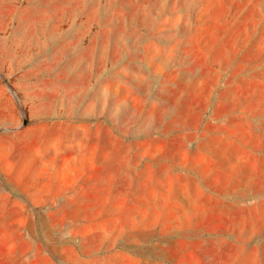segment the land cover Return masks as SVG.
Instances as JSON below:
<instances>
[{
  "label": "rangeland",
  "instance_id": "obj_1",
  "mask_svg": "<svg viewBox=\"0 0 264 264\" xmlns=\"http://www.w3.org/2000/svg\"><path fill=\"white\" fill-rule=\"evenodd\" d=\"M0 264H264V0H0Z\"/></svg>",
  "mask_w": 264,
  "mask_h": 264
}]
</instances>
